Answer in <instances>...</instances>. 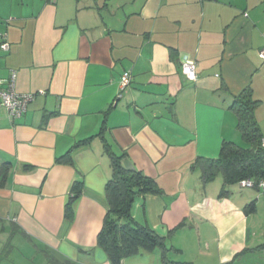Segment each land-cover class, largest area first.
Listing matches in <instances>:
<instances>
[{"label": "crops", "instance_id": "obj_1", "mask_svg": "<svg viewBox=\"0 0 264 264\" xmlns=\"http://www.w3.org/2000/svg\"><path fill=\"white\" fill-rule=\"evenodd\" d=\"M0 33V80L14 70L15 89L35 94L17 119L0 108V264H110L96 236L112 152L162 188L133 217L166 236L170 260L226 264L252 243L246 196L221 195L222 176L203 183L192 164L246 145L231 108L246 87L264 140V0H0ZM120 264L162 261L140 251Z\"/></svg>", "mask_w": 264, "mask_h": 264}, {"label": "trees", "instance_id": "obj_2", "mask_svg": "<svg viewBox=\"0 0 264 264\" xmlns=\"http://www.w3.org/2000/svg\"><path fill=\"white\" fill-rule=\"evenodd\" d=\"M259 101L253 97L250 87L235 95L231 108L237 115V128L240 130L245 146L232 141H223L216 158L198 157L192 167H199L203 183L212 180L217 174L223 178L221 195L227 194L225 186L252 180L255 189L264 182V146L262 134L255 117ZM69 150L57 160L71 163ZM112 174L104 187L107 209L102 226L96 236V245L103 250L110 264H120L125 257L140 251L159 252L162 264H191L173 261L168 258L171 250L166 244V236L159 234L149 224L142 223L133 217L134 201L147 194L163 193L158 181L141 170L125 167L123 154L110 153ZM82 181L71 184V196L65 206V215L71 218L72 203L81 194ZM264 188V186H263ZM256 200L252 199L245 211L255 210ZM54 264H73L70 260H51Z\"/></svg>", "mask_w": 264, "mask_h": 264}, {"label": "built area", "instance_id": "obj_3", "mask_svg": "<svg viewBox=\"0 0 264 264\" xmlns=\"http://www.w3.org/2000/svg\"><path fill=\"white\" fill-rule=\"evenodd\" d=\"M0 48L7 50L9 48V43L5 33H0ZM260 57L264 59V48L260 51ZM196 63L195 62H182L180 70L185 79L189 81H195L196 75ZM130 74L129 71H125L120 80V86L123 88L129 83ZM42 93V92H41ZM34 93H21L15 89V71H10V76L8 81L3 84L0 80V108H4L7 112L9 120H14L23 115L27 110L29 103L33 100ZM264 146V140L262 141ZM242 186L248 188H255V183L252 180H244L240 182ZM264 182L260 181L257 184L259 189H262Z\"/></svg>", "mask_w": 264, "mask_h": 264}, {"label": "rangeland", "instance_id": "obj_4", "mask_svg": "<svg viewBox=\"0 0 264 264\" xmlns=\"http://www.w3.org/2000/svg\"><path fill=\"white\" fill-rule=\"evenodd\" d=\"M230 190L232 192L231 195H235V199H241L245 195L246 203L255 199L256 209L248 223L253 228L254 237L252 238V243L247 245L240 254H237L232 261L226 264H264V188L257 190L255 188L242 187L240 183H235ZM249 193L252 194L251 197L248 196ZM241 208H244V205Z\"/></svg>", "mask_w": 264, "mask_h": 264}]
</instances>
